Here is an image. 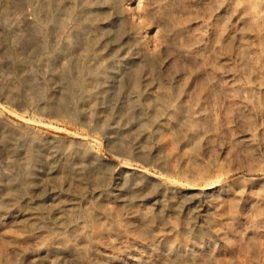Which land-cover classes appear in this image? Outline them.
Wrapping results in <instances>:
<instances>
[{"label":"rangeland","instance_id":"374dc122","mask_svg":"<svg viewBox=\"0 0 264 264\" xmlns=\"http://www.w3.org/2000/svg\"><path fill=\"white\" fill-rule=\"evenodd\" d=\"M117 177L128 203L198 198L209 229L153 201L131 222ZM114 263L264 264V0H0V264Z\"/></svg>","mask_w":264,"mask_h":264},{"label":"bare ground","instance_id":"6f19581e","mask_svg":"<svg viewBox=\"0 0 264 264\" xmlns=\"http://www.w3.org/2000/svg\"><path fill=\"white\" fill-rule=\"evenodd\" d=\"M244 18V17H242ZM145 93H147V97H151L153 95V92H151L149 90V88L145 91ZM144 93V94H145ZM133 97L137 99V102H139L138 100L141 98L142 94L141 92L139 91H136L133 93ZM132 97V98H133ZM131 100V99H130ZM174 100V98H173ZM132 102V101H130ZM134 103V102H133ZM132 103V104H133ZM174 103V102H173ZM172 103V105H173ZM168 104V103H167ZM103 105V104H102ZM131 105V103H130ZM172 105H169L168 108H167V112L170 111L172 109ZM103 107V106H101ZM137 107V106H136ZM103 108H101V110H103ZM164 113V112H163ZM162 113V114H163ZM117 117V116H116ZM120 118L119 116L117 117V119ZM164 115H160L156 120H154V122L156 123L157 126H159L162 123H164ZM116 122V121H115ZM115 122L111 123L110 124V127H109V130H110V135H112L113 133L117 132L116 130L118 129V127H116V124ZM165 125V124H164ZM164 127V126H163ZM161 126V128H163ZM167 129V128H166ZM165 129V130H166ZM148 129H138V131H140V135L144 136L145 138L148 137ZM164 134V133H163ZM166 134V133H165ZM161 135V134H160ZM164 136V135H163ZM250 136V135H249ZM160 138V137H159ZM164 137H162L163 139ZM166 139V138H165ZM169 141V140H168ZM170 142V141H169ZM168 142V144H169ZM166 143V140L165 141H162V144L165 145ZM161 145V144H160ZM159 145V146H160ZM169 146V145H168ZM47 147V146H46ZM49 147V146H48ZM166 147V146H165ZM52 148V147H51ZM49 148H47L48 150ZM68 149V148H67ZM65 149V151L63 152H60V153H51L50 155L52 156V158L54 157L55 159L56 158H60V159H63L70 154L69 153V150ZM52 150V149H50ZM49 150V151H50ZM55 150V149H54ZM67 150V151H66ZM72 154V153H71ZM48 155V152L47 154ZM48 157V156H47ZM49 160V158H48ZM51 160V159H50ZM64 160V159H63ZM141 178L145 179L144 176H142ZM117 180L118 182L115 184L114 186V189L112 190L113 192V199H115L117 202H122V203H127L129 204L128 208H125V215L126 217L131 221V222H134L135 220H137L138 218H140L141 216H143V214L137 212V211H132L134 209V207H137V206H140L141 204H144V203H147V202H151L153 201V204L152 206L154 208H157L159 207L160 205H166V206H172L170 209H172L173 211H175L177 214H181V215H184L186 216L188 219H195L194 221H191L193 222L192 224H187V230L186 231H189L188 233L194 235V233L196 232L197 229H203L205 225H201L200 227L198 226L199 224L196 222L198 219L204 217L203 215V211H204V205L201 204V201L198 199V198H194V199H191V200H187L185 202L183 201H178L176 202L175 198H171V194L167 193V194H162V195H155V196H150V197H144L142 195H139V196H136V198H134V200L132 202H127L126 200V190L121 187L120 184V178L117 177ZM143 183L144 181H142V179L139 178V181L136 180L135 182L132 183V187L136 190H143ZM127 192H128V189H127ZM112 195V194H111ZM64 196L63 192L57 188H52L49 193H48V197L47 199L50 200V202H53V213L48 216L46 218L47 220V223L50 224L49 226V229L50 231L51 230H58V231H61L64 229V227L66 226V221L68 220V213L71 212V209L73 208V206L75 205V202L73 199H70V200H61V198ZM125 197V198H124ZM128 197V196H127ZM157 198H159L160 201H155ZM161 202V203H160ZM215 206H220L222 203L219 199H215L213 202H212ZM20 215L22 216H25V215H29L30 217H32L33 219L37 217L36 215V212H28L26 209H23V210H20L18 211ZM40 214V213H39ZM145 215V214H144ZM148 215V214H147ZM146 217V216H145ZM37 219V218H36ZM39 220V219H38ZM45 220V219H44ZM43 220V221H44ZM46 220L44 221V223L46 224ZM209 220V219H208ZM214 227V225H213ZM205 228L209 229L208 226H205ZM47 228L44 227V226H39V227H36L34 230H33V233L34 234H44V233H47L48 230H46ZM168 233H163V234H159L158 235V242H160L162 245L164 246H167L169 247L171 241L168 240L170 239L174 233H177L178 229L176 226L174 225H171L169 228H168ZM221 229V228H220ZM223 229V228H222ZM225 231V230H224ZM227 232V231H226ZM219 235H222V231H218L217 232ZM226 234V233H225ZM74 237L77 238L78 240V243L76 244V248L81 251L82 250V245L84 243H86V240L83 236V234L81 232H77ZM195 239V238H194ZM170 241V242H169ZM187 246L191 248V250H197L199 252H203L204 251V246L202 245V242H199L196 241V239L194 241H189L187 243ZM76 249V250H77ZM77 250V251H78ZM56 251H61L63 252L64 250L63 249H57ZM107 260H111L113 257H110V256H106ZM117 261V260H116ZM110 263V262H109ZM113 263V262H112ZM116 264V263H114Z\"/></svg>","mask_w":264,"mask_h":264}]
</instances>
